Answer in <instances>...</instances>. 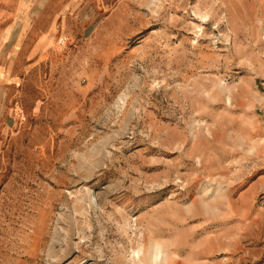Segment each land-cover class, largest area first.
Returning <instances> with one entry per match:
<instances>
[{
    "label": "rangeland",
    "instance_id": "rangeland-1",
    "mask_svg": "<svg viewBox=\"0 0 264 264\" xmlns=\"http://www.w3.org/2000/svg\"><path fill=\"white\" fill-rule=\"evenodd\" d=\"M0 264H264V0H0Z\"/></svg>",
    "mask_w": 264,
    "mask_h": 264
}]
</instances>
